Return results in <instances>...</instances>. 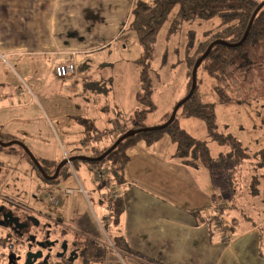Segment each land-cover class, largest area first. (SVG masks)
I'll return each mask as SVG.
<instances>
[{"label": "rangeland", "instance_id": "rangeland-1", "mask_svg": "<svg viewBox=\"0 0 264 264\" xmlns=\"http://www.w3.org/2000/svg\"><path fill=\"white\" fill-rule=\"evenodd\" d=\"M172 14L174 13L172 12L170 16ZM218 21L217 17L182 21L176 32L168 39L164 36L165 25L162 26L157 36L149 73L155 108L143 121L146 127L161 124L172 106L185 93L182 82H186V64L183 58L187 37L194 35L198 38L199 34L205 30H216ZM129 32L131 34V31L126 29L125 33ZM133 40L137 44L135 35ZM136 46L128 41V48L121 53V56L108 58L112 60V64H101L105 77L110 76L112 80L104 90L97 93L82 89L81 81H77L79 87L75 90L69 86L73 78L58 77L55 72L46 76L38 68L44 62L41 57L25 59L27 63L23 62L22 67H18L19 65L13 60H10L7 65L0 63V81L4 84H2L3 87L0 86V141L23 142L33 156L41 161L43 159L61 161L73 156H89L91 146L109 145L111 142L108 135H117V131L110 129L113 125L111 126L109 121L111 116L109 106L115 104L117 98H121V104L116 106L120 114H123L124 118L119 116L122 122L129 119L134 109L141 107L133 98L134 95L130 97V92L138 89V83L135 89L130 87L131 83L134 85L137 78H134L133 73L132 82L130 66L123 64L125 59H130L134 55ZM30 61L36 62V67L29 64ZM94 74L96 77L97 72L92 75ZM85 75L90 74L86 72ZM197 79L202 99L214 103L217 130L236 137L249 152L264 147V96L249 102L221 103L217 100L213 89L214 80L201 69L197 71ZM83 96H87L85 103L88 104L89 111L91 110L88 114L90 116L93 114L95 118L94 127L99 131L105 128L110 129L108 132L103 131L104 133L96 139H85L82 122L78 120L79 115L86 110L83 105ZM177 118L179 125L194 138L207 141L206 151L201 147L197 151V167L186 166L182 171L180 168L177 169L171 161L178 159L171 158V153L168 155L170 147L166 150L168 144L171 147L174 144L168 141L167 135L164 134L158 141V146L162 148L161 153L144 151L145 155L142 153L140 157V164L144 169L139 170L141 165L139 168L135 165L136 174L133 173V169L130 174L133 173L140 183L171 195L172 199L180 205H195L197 209L202 210L204 216L211 213L213 207L230 201L234 208L238 207L240 211L248 215L247 219L256 221V210L253 208L252 199H247L250 164L244 162L240 167H232V159L227 155L229 148L208 139L207 129L202 119L184 117L179 113ZM84 122L86 121L83 120ZM121 125L122 123H118L117 127L120 128ZM18 146L11 144L0 147V198L16 202L37 215L42 214L57 219L64 225H72V223L74 225L81 220V217L84 222L89 218L92 229L98 232L101 241H107V237L112 238L115 234L114 229L112 234L109 233L102 218L103 214L108 213L107 204L103 198L110 192L107 187L111 183H108L110 180L107 171L109 159L100 161L101 165L98 168L103 170V174L99 179L94 178L95 170L90 161L73 159L72 164L68 163L67 177L59 176L60 182L49 184L40 178ZM139 147L138 141L126 150L130 166L131 162L135 163L137 151L141 152ZM147 150L150 151V149ZM207 152L210 160L206 155ZM231 171L233 177L230 176ZM151 178L156 180L154 185L151 183ZM169 181L177 183L172 185L175 193L169 191L172 190L168 185ZM229 181L237 182V192L242 194L230 193L227 190ZM80 183L87 194L81 192ZM65 186L74 187L76 192L65 193ZM191 193L200 197L206 193L207 198L204 201L197 200L194 199L195 197L192 198ZM51 195L57 198L58 204H54L50 199ZM101 196L102 199H100ZM228 211L229 209H223L224 214ZM93 212L97 215L100 227L104 229L105 234L96 223ZM67 229L72 234L75 232ZM7 232L6 228L0 227V233H3V236ZM3 251L6 252V249ZM7 260V256L0 258V264H7ZM114 264L122 263L117 261Z\"/></svg>", "mask_w": 264, "mask_h": 264}, {"label": "crops", "instance_id": "crops-1", "mask_svg": "<svg viewBox=\"0 0 264 264\" xmlns=\"http://www.w3.org/2000/svg\"><path fill=\"white\" fill-rule=\"evenodd\" d=\"M134 1L0 0V63L7 65L10 60H13L19 65H17L18 67H22L23 62L27 63L25 59L41 57L44 62L38 68L47 76V74L55 72V66L59 62L72 58L75 62L76 72L73 75L65 76V79L73 78L69 86L77 90L79 81L83 86L89 80L93 81L105 77L101 64H112V60L110 61L108 58L121 56V53L128 48V41L134 43L135 46L138 45L130 32L125 33ZM172 12L175 14L176 9L174 8L170 14ZM170 14L162 25H165V37L168 26L174 17V14L171 16ZM218 25L219 21L216 27ZM206 31L208 30L203 31L198 38H195L196 42L202 40ZM159 33L160 30L157 36ZM136 47L134 55L123 61L124 65L130 66L132 82L135 77L137 78L134 85L130 84L132 89L133 87L135 89L138 83V68L134 59L139 55V46ZM35 63L34 61L29 62L36 67ZM26 72L29 73L27 70ZM86 72L90 75H85ZM96 72L97 76L94 77L95 74H92ZM18 77L20 76L18 75ZM183 83L182 87L185 84ZM2 84L3 82L0 81V86ZM135 93L136 90L130 92V97L134 95L133 98L136 99ZM83 101L86 110L79 115L78 120L82 122L85 136L88 129L92 139L110 129L117 131L118 134L120 128L117 126L118 123H122L120 117H123L116 106L121 104L120 97L116 99L115 104L108 108L111 113L109 121L113 127L106 129L103 124L105 128L103 131H99L93 125L95 118L93 114H91L92 117L88 114L91 110L89 111L88 104L85 103L87 96H83ZM130 107L133 109L132 106ZM83 120L86 122L83 123ZM90 122H93L90 126L91 129L88 124ZM108 136L112 142L116 135ZM167 138L171 142L168 136ZM158 141L152 145H146L140 141L141 152L137 151L138 156L134 161L135 163L130 161L132 163L130 166L128 162L124 169L125 181L119 184L112 183L114 195H121L124 207L116 226L111 225L109 213L103 214L102 218L110 231L109 233L112 234L114 229L115 234L112 235V238L116 235H123L131 248L164 264H264V178L259 180L258 193L252 197V205L256 210V221L253 223L244 218L238 208H226L229 211L225 214L222 213V217L229 226L228 238H222L221 234L216 232L214 237L210 239L207 224L199 223L198 218L194 216L193 211L197 209L195 205H180L172 199L171 195L160 190H154L140 183L133 176L137 170L135 165L138 168L141 165L142 153L144 155L145 152L161 153L162 148L158 146ZM169 147L168 155L171 153V158L175 159L173 157L174 146L171 147L168 144L166 150H169ZM171 162L181 171L183 167L188 166L178 160ZM132 169L133 173L130 174ZM140 169H144L142 165ZM185 171H187L186 168ZM155 182L156 180L151 178L152 185ZM168 185L172 189L169 191L175 193L172 185H177V183L169 181ZM71 188H73L72 194H74L75 188ZM80 190L87 194L81 183ZM191 194L192 198L195 197L194 199L197 200L204 201L207 198L206 193L202 197ZM229 202L224 205L229 204ZM93 215L100 227L97 215L94 212ZM61 225L66 226L71 231L74 230L76 233L101 241L98 232L92 229L89 218L86 222L81 217V220L74 225L73 223L72 225L61 223ZM100 228L105 234L104 229ZM112 238L107 237L108 242L101 241L107 242L110 247L106 264H114L117 261L122 264H147L131 255L122 256L112 246Z\"/></svg>", "mask_w": 264, "mask_h": 264}, {"label": "trees", "instance_id": "trees-1", "mask_svg": "<svg viewBox=\"0 0 264 264\" xmlns=\"http://www.w3.org/2000/svg\"><path fill=\"white\" fill-rule=\"evenodd\" d=\"M262 1L135 0L130 11L126 29L135 35L139 46V55L134 59L138 68V89L135 93V98L141 107L135 109L127 121L122 122L118 134L109 145L104 147L91 146L89 156H98L103 153L126 131L137 129L139 131L122 138L101 160L90 161L91 165L98 167L101 165L100 161L109 159V167L107 168L110 175L109 181L114 184L122 183L125 181L124 169L129 160V155L126 152L127 148L132 147L138 141H142L146 145H152L162 135L166 134L174 144L173 157L185 165L197 167V151L200 147L206 151L207 141L194 138L181 127L177 118V113H179L184 117H196L204 121L208 139L218 144L226 145L229 148L227 155L232 159V167H240L244 162L250 164L251 174L247 188V199L251 200L258 193L259 180L264 178V147L249 152L236 137L230 133H221L217 130L214 103L202 99L199 92L197 72L196 86L192 95L181 103L175 117L170 123L164 127L153 126L148 128L144 125L143 121L155 108L152 101L153 86L149 73L157 34L174 8L176 12L168 26L167 39L176 32L182 21L212 17L219 19V25L216 30L204 32L203 40L196 42L194 35L187 37L183 58L186 64L185 93L178 100L182 99L190 89L194 63L203 54L208 45L216 39L221 40V42L211 46L207 55L200 62L197 71L201 69L214 80L213 89L217 100L221 103L249 102L264 96V4L255 13L245 38L238 43L244 35L254 10ZM111 80L110 76L93 81L89 80L82 86V89H87L90 93H97L104 90L105 86L111 83ZM172 108L161 124L169 119ZM88 124L90 128L93 122ZM89 131L88 129L85 136L86 140L92 138ZM15 145L18 146V144ZM2 146L0 144V147ZM18 147L22 154L29 159V162L37 171L40 178L47 183H58L61 181L59 176L65 178L69 174L68 163H65L60 167L55 178H46L24 148L20 145ZM206 155L210 160L208 152ZM35 159L46 175H52L57 164L60 162L53 159H43L42 161L38 158ZM209 162L211 163L212 161ZM70 163L72 164V161ZM232 175L233 172L230 176L233 177ZM237 186V182L229 181L227 190L237 195ZM0 200V204L8 206L12 211L27 210L16 202L3 200L2 198ZM229 207L234 208L235 206L230 202L226 205L219 204L215 208L213 207V213L207 214V216H204L200 209L193 211L199 223L207 224L210 239L214 237L216 232H219L222 238H228L229 234L227 230H229V226L223 219L222 213L223 209ZM107 209L111 217V225L116 226L124 209L121 195H115L110 204L107 205ZM241 214L244 218H249L243 211ZM52 224H55L58 228L62 227V232L68 231L64 226H58L53 220ZM73 234L75 235L76 232ZM75 241L79 243V248L83 252V255H79V264H106L108 262L110 247L107 242H101L82 234H78V239ZM16 243L17 238L11 232L8 231L4 236L3 233H0V253L3 254H0V258L6 256L8 258V253L11 251L8 249V245H15ZM111 244L122 256L131 255L147 264H164L131 248L123 235L114 236ZM4 249H6V252L3 251Z\"/></svg>", "mask_w": 264, "mask_h": 264}, {"label": "flooded vegetation", "instance_id": "flooded-vegetation-1", "mask_svg": "<svg viewBox=\"0 0 264 264\" xmlns=\"http://www.w3.org/2000/svg\"><path fill=\"white\" fill-rule=\"evenodd\" d=\"M0 227L6 228L16 238L17 243L12 244L11 263L7 264H74L78 263L79 255L83 252L79 248L78 234L72 232H62L61 223L57 219H52L47 215H37L32 210L12 211L10 208L0 204ZM12 211L11 217L18 218L20 227L8 218H4V213ZM53 220L58 226L52 224ZM59 221V222H58ZM85 236V235H83ZM88 237V236H87ZM29 253L28 257L27 254ZM33 253L37 256L34 257Z\"/></svg>", "mask_w": 264, "mask_h": 264}, {"label": "water", "instance_id": "water-1", "mask_svg": "<svg viewBox=\"0 0 264 264\" xmlns=\"http://www.w3.org/2000/svg\"><path fill=\"white\" fill-rule=\"evenodd\" d=\"M263 4H264V0H263L262 2H260V3L258 4V6L256 7V9L254 10V12H253V14H252V16H251V18H250V20H249L248 26H247V28H246V30H245V32H244V35H243V37L241 38V40H240L238 43H240V42L245 38L246 34L248 33L249 27H250V25H251V22H252V19H253L255 13L257 12V10H258ZM219 42H221V40H218V39L213 40V41L208 45V47H207L206 50L203 52V54H202V55L198 58V60L194 63L193 68H192V74H191V86H190L189 91L187 92V94H186L182 99H180L179 101H177V102L175 103L174 107L172 108V112H171V115H170L169 119H168L166 122H164L163 124H160V125H157V126H154V127H164V126H166L168 123H170V122L173 120V118L175 117V114H176V111H177L178 107L181 105V103H183L186 99H188V98L192 95V93H193V91H194V89H195V86H196V72H197V68H198L200 62H201L202 59L207 55V53L209 52V49L211 48V46L214 45V44H216V43H219ZM148 128H150V127H148ZM137 131H139V130L137 129V130L126 131L124 134H122L121 136H119V137L115 140V142H114L109 148H107L103 153H101V154L98 155V156H83V155L80 156V155H79V156H73V157H70V158H68V159H63V160H61V161L57 164V166H56V168H55V171H54V173H53L52 175H46V174H45V172H44V171L42 170V168L40 167L38 161L35 159V156H33V154L28 150V148H27L22 142L17 141V140H12V141H9V142H2V141H0V144L3 145V146H8V145H11V144H18V145L22 146V147L24 148V150L27 152V154H28V155L31 157V159L34 161V163L36 164L37 168L41 171V173H42L46 178H51V179H53V178H55V177L57 176L60 167H61L62 165H64L65 163H69V162H71L73 159H82V160H86V161H99V160H101L103 157H105V155H106L109 151H111V150L116 146V144H117L122 138L127 137L128 135H131L132 133L137 132ZM0 211H1V208H0ZM11 214H12V211H11V210H8L7 212L4 213L3 216H4V218H8V217H10L9 219L15 223V226H16V227H17V226L20 227V224L18 223V220H17L18 218H16V217H13V218H12V217H11ZM0 224H2V222H0ZM28 255H29V253L27 254V257H28ZM33 256L36 257L37 254H36V253H33ZM8 259H9L8 262L11 263L12 255H9V256H8ZM25 264H29V263L26 262Z\"/></svg>", "mask_w": 264, "mask_h": 264}, {"label": "built area", "instance_id": "built-area-1", "mask_svg": "<svg viewBox=\"0 0 264 264\" xmlns=\"http://www.w3.org/2000/svg\"><path fill=\"white\" fill-rule=\"evenodd\" d=\"M75 70H76V66H75V62L72 58H69V59H66L62 62H59L55 66V73L58 77H65V76L73 75V74H75ZM93 168L95 170L94 178L99 179L101 177V175L103 174V170H101L100 168H98L95 165H93ZM107 187H108L110 192L108 193V195H104L103 200L107 205H109L112 198L114 197V192H111V190L114 189V186L112 184H108ZM64 192L65 193H72L73 188L65 187ZM50 199L54 202V204L57 203V198H55L54 196L51 195ZM101 199H102V196H101ZM11 248H12V244H9L8 249L11 250Z\"/></svg>", "mask_w": 264, "mask_h": 264}]
</instances>
